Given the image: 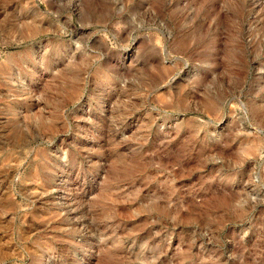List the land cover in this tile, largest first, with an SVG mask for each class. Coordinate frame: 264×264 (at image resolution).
<instances>
[{
	"label": "rangeland",
	"instance_id": "374dc122",
	"mask_svg": "<svg viewBox=\"0 0 264 264\" xmlns=\"http://www.w3.org/2000/svg\"><path fill=\"white\" fill-rule=\"evenodd\" d=\"M0 264H264V0H0Z\"/></svg>",
	"mask_w": 264,
	"mask_h": 264
}]
</instances>
